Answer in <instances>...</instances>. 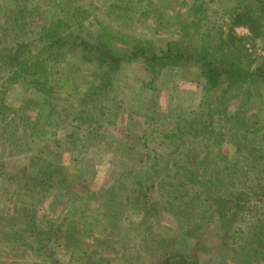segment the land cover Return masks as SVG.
Listing matches in <instances>:
<instances>
[{
  "label": "trees",
  "instance_id": "trees-1",
  "mask_svg": "<svg viewBox=\"0 0 264 264\" xmlns=\"http://www.w3.org/2000/svg\"><path fill=\"white\" fill-rule=\"evenodd\" d=\"M222 1L231 5L229 9L224 4L219 13L226 32L217 29L219 20L207 16V8L205 14L195 5L194 18L178 22L176 35L165 40L158 51L152 39L142 40L117 29L102 27L92 37L84 27L88 11L68 1L63 3L67 6L63 11L38 10L32 17L34 1L15 0L14 10L2 14L0 146L2 154H29L27 164L16 175H0L17 188L9 199L16 214L12 243L44 264H62L49 247L61 237L62 228L40 225L38 207L51 192L69 190L71 176L60 160L66 150H60L58 140L55 150L43 140L31 152L30 145L36 142L32 135L40 133L42 138L46 125L26 119L27 113L21 117L24 109L7 104L6 96L20 87L50 103L56 69L79 53V68L90 75L85 79L86 89L78 100L66 94L57 98L46 123L54 129L59 128L55 124L71 127L67 136L75 155L109 139L105 130L120 118L118 111L124 103L114 96L119 71L139 60L147 77L143 91L150 92L141 103L153 130L148 135L144 132L139 140L138 149L145 150L140 159L147 161L140 167L121 168L100 190L97 215L101 225L95 223L96 215L83 217L81 233L69 245L72 252L66 264H205L202 259L211 250L216 260L207 264H264V118H260L264 113V60L253 66L243 53L244 38L235 33L236 28L244 27L252 40L264 42V0ZM133 2L124 3L128 7ZM115 44L129 51H120ZM168 71L196 72L201 98L179 120L182 123L174 121L172 131L162 135V119L167 115L156 107L154 95L158 81ZM73 130L82 134L74 135ZM224 144L232 148L228 157L219 152ZM43 150L53 154L42 157ZM3 168L0 159V173ZM84 189V197L93 196L88 185ZM160 211L183 222L176 240L155 231L153 222ZM64 220L63 226L69 222ZM100 241L101 252L89 248ZM35 264L40 263L35 260Z\"/></svg>",
  "mask_w": 264,
  "mask_h": 264
},
{
  "label": "rangeland",
  "instance_id": "rangeland-1",
  "mask_svg": "<svg viewBox=\"0 0 264 264\" xmlns=\"http://www.w3.org/2000/svg\"><path fill=\"white\" fill-rule=\"evenodd\" d=\"M33 1L32 6H36V8L32 17H36L34 15L38 10L40 13L45 11L52 13L55 9L59 11L60 8L63 11V8L67 7L63 3L68 1L88 11V19L84 27L86 33L90 32L93 35L92 37H96L102 27H107L106 30L111 31L117 29L123 31L126 35L135 36L142 40L145 38L152 39L157 51L164 46L165 40L176 35L178 22H181L182 19L191 21L194 18V11L198 10L193 9L195 5L200 6L201 12L205 14L207 8V16L211 15L219 20V22H215L217 29L226 32L219 13L224 9V4H226V8L231 6L222 0H131L134 1V6H136L133 10L131 8L133 3H131V6H125L124 2L127 0ZM229 1L233 2V0ZM14 8L15 0H0V20L4 12L10 13ZM143 9L145 11L151 9V11L147 13ZM198 21H201V18ZM202 21L204 22L201 24L204 23V26H206V19H202ZM235 33L237 36L244 38L242 41L244 56L254 62L253 66L259 65L264 60L263 40H252L250 33L244 27L236 28ZM115 45L120 51L122 49L125 52L129 51L126 46ZM79 61V53H74L56 69L52 77L53 86L56 89L53 96H51L50 103H43L39 94L32 91L28 92L20 87L13 88L10 95L7 94L6 96L7 104L21 106L24 109L25 113L21 117L24 118L27 113L29 117L26 119L37 120L39 126L46 125V131L43 132L42 138H40V133L37 136L32 135V139L36 138V142L30 145L31 152L35 149L38 150L40 146L36 147L35 145L43 140L48 141L49 148L52 150H55V140H58L61 146L60 150H66L61 154L60 160L67 167V173L71 176V187L66 192H64V189L61 192L55 190L46 195L43 202L41 201L42 204H39L37 218L39 224L45 228L53 225L56 229L62 228L61 237L49 243V247L62 264H66L69 260L72 252L69 245L76 242L80 235L83 217L85 215H96L95 223L101 225L99 224L101 220L98 219L97 215V207L101 200L98 195L100 190L104 189L117 176V171L121 168L130 167V165L140 167L141 162L147 161V158L144 157L140 159L141 153H145V150L143 148L142 150L138 149L140 146L139 140L144 132L148 135V133H151V129L153 130V125L146 119L144 105L141 103L143 98L146 99L150 95V92L143 91V82L147 77L144 73L143 62L139 60L136 64L123 66L119 71L114 96L117 101L124 99L121 100L124 103L122 111H118L120 118L113 126H109L105 130V137H109V139L107 141L103 139L98 144L95 143L87 152L75 155V149L71 147L72 145L67 136L71 127L68 124H55L59 128L54 129L49 125L51 123H48V125L46 123L48 113L52 112L50 108L58 103L57 98H62L66 94L69 98L78 100L77 96L84 93V89H86L85 79L90 78V75L86 69L81 70L79 68L81 67ZM197 81L199 80L196 72L180 73L179 71L165 72L161 80L158 81L157 94L154 95L156 107L167 115L165 119H162L163 128L160 130L162 135L165 132L172 131L171 126L174 121L177 125L182 123L184 120H179L199 104L201 86ZM132 97H135V99H132ZM104 106L107 107L106 104ZM260 118H264V113L260 114ZM75 133L78 136L82 134L78 130L74 131V135ZM219 152H222L225 156L233 153L232 148L226 144L222 146ZM40 153L42 157H50L53 154H49L47 150ZM27 156L29 157V154ZM27 156L13 157L10 151L2 154L0 146V159L4 163L0 175H16L18 169L27 164ZM81 183L84 184L83 188ZM87 185L88 189L93 192V196L90 195L89 197L87 195L84 197V188ZM16 193V186L8 185L0 178V227L2 226L0 228V262L4 264H35L36 260V262L44 264L42 260L28 253L24 248L12 243L13 241L10 238L12 229L15 227L16 214L14 204L12 205L9 199ZM65 218L69 222L63 226L62 221H65ZM153 227L162 237L176 240L183 228V222L173 217V215L160 211L153 222ZM209 232L213 233V231ZM67 237L69 238L67 239ZM207 237L213 239L210 234ZM100 243L101 241L95 243L96 248L93 245H89V248L101 252L103 245ZM184 243H187V241ZM179 245L184 246L183 244ZM187 247L190 248V245ZM211 247L213 248L214 245ZM215 260L216 257L213 250H211L209 255L202 259V262L207 264V262L210 263V261ZM99 263L104 264V262Z\"/></svg>",
  "mask_w": 264,
  "mask_h": 264
}]
</instances>
